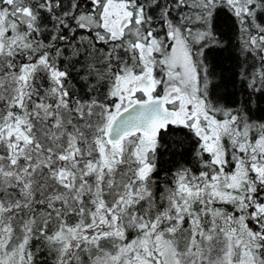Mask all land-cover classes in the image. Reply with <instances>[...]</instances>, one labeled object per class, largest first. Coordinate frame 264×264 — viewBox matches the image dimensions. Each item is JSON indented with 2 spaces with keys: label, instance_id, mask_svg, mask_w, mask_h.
I'll return each instance as SVG.
<instances>
[{
  "label": "snow or ice",
  "instance_id": "6c2138e0",
  "mask_svg": "<svg viewBox=\"0 0 264 264\" xmlns=\"http://www.w3.org/2000/svg\"><path fill=\"white\" fill-rule=\"evenodd\" d=\"M0 264H264V0H0Z\"/></svg>",
  "mask_w": 264,
  "mask_h": 264
},
{
  "label": "trees",
  "instance_id": "16d2710c",
  "mask_svg": "<svg viewBox=\"0 0 264 264\" xmlns=\"http://www.w3.org/2000/svg\"><path fill=\"white\" fill-rule=\"evenodd\" d=\"M216 62L222 65V58L218 56V57L216 58ZM221 70H222V66H218V67L216 68V71H217V74H218V75H219V73L221 72Z\"/></svg>",
  "mask_w": 264,
  "mask_h": 264
}]
</instances>
